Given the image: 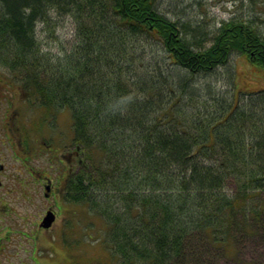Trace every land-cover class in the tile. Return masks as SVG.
I'll return each mask as SVG.
<instances>
[{
	"label": "trees",
	"instance_id": "trees-1",
	"mask_svg": "<svg viewBox=\"0 0 264 264\" xmlns=\"http://www.w3.org/2000/svg\"><path fill=\"white\" fill-rule=\"evenodd\" d=\"M53 13L75 22L74 44L54 58L37 36ZM183 26L156 0H0V64L15 69L25 103L70 110L72 140L87 152L88 167L65 178L63 197L103 222L101 242L115 260L100 264H201L190 241L214 238L264 189V113L235 103L200 121L187 111L198 96L193 75L231 51L264 69V38L228 20L201 47ZM142 37L160 41L162 61L147 56ZM250 99L264 108V90ZM229 176L234 196L222 191ZM63 238L67 246L64 230Z\"/></svg>",
	"mask_w": 264,
	"mask_h": 264
},
{
	"label": "rangeland",
	"instance_id": "rangeland-1",
	"mask_svg": "<svg viewBox=\"0 0 264 264\" xmlns=\"http://www.w3.org/2000/svg\"><path fill=\"white\" fill-rule=\"evenodd\" d=\"M156 5L168 18L186 24V27L183 26L184 34L189 36L190 31V36L194 40L198 39V45H202L201 47H208L211 44V33H215L222 22L228 20L248 23L264 38V0H156ZM52 16L51 26L38 25L37 36L40 50L49 51L54 58L74 44L75 22L68 14L53 13ZM140 45L144 47L148 57L162 61L165 51L158 39L142 37ZM190 83L198 95L188 99L187 111L193 113V119L201 121L218 115L225 107L229 108L235 103L244 106L248 113H264V108L258 101L250 99L251 95L256 98L257 93L264 90V69L250 64L237 50L231 51L225 63L213 67L210 71L195 73ZM23 97L15 69L10 70L0 64V120L8 123V127H11L12 122L14 124L11 130L2 125V131L5 127L8 137L7 145H2L3 149L0 151V162L5 165L0 175L3 182L0 198V225H3L0 246L3 250L0 253V264H53L49 263L52 256L44 260L41 258L43 253L49 252L53 257L61 258L56 264H66L68 259L83 263L93 262L92 264L105 262L106 258L115 260L110 258L106 251L109 250V244L105 245L103 242L104 246L102 245L101 240H104L106 232L103 222L96 214L88 213L85 206L68 205L63 199L61 189L57 192L53 186L51 190L54 196L47 200L43 186L33 182L38 180L36 171L50 172L54 182L62 169L67 172L76 171L79 167H88L87 152L81 151L80 154V150L71 141L70 110L63 108L39 125L37 120L41 118H38L45 114L41 112V108H34L37 106L34 102L28 107L20 103L19 100ZM21 112L22 120L19 118ZM257 123L259 124L258 121ZM44 135H47V138H43ZM20 136L28 140H31V137H39L46 143L50 138L52 140L51 148L55 153L42 151L45 150L43 145L35 142L32 152H42L31 155L29 165L32 167V178L29 170L25 166L21 169L20 162H17V156L21 155L15 143ZM245 138L250 139L249 134H245ZM0 140L4 139L0 137ZM13 149L16 151L11 152ZM210 163L214 164V161ZM18 171L24 179L23 182ZM55 186L58 188L62 185L57 183ZM238 188V182L233 176H229L224 181L222 191L234 196ZM51 206L57 211V219L51 230L45 232L38 227V222L45 209ZM245 208L244 216L240 212L233 214L231 225L215 231L214 238L207 239L199 235L190 241V248L194 247L193 252L200 257L199 263L264 264V189L254 192L248 199L245 198ZM60 229L65 231L75 245L67 238L69 244H64ZM83 237L84 241L81 242ZM105 240L107 242L106 236ZM183 252L186 255V250ZM70 255L73 256L72 259ZM191 255L192 253L187 251L186 259H191ZM34 258H38L40 263H35ZM47 259L50 260L47 262Z\"/></svg>",
	"mask_w": 264,
	"mask_h": 264
},
{
	"label": "flooded vegetation",
	"instance_id": "flooded-vegetation-1",
	"mask_svg": "<svg viewBox=\"0 0 264 264\" xmlns=\"http://www.w3.org/2000/svg\"><path fill=\"white\" fill-rule=\"evenodd\" d=\"M6 125V124H5ZM7 126V125H6ZM6 129H4L3 131H2V124H0V132H1V135H0V137H4V136H6ZM4 139V138H3ZM2 145H5V140H0V151L3 149L2 148ZM19 152H21L23 155H24V159H26V162L28 161V157L29 156H31V153H32V151H31V148L29 147H20L19 148ZM23 163H25V162H22V164ZM2 174V170L0 171V175ZM37 175H38V180H36L39 184H42V185H44L45 187H48V192L46 193V195H47V199H49L52 195H54V193H52V191H51V188H52V185H51V183H49L50 181H51V179H50V175L49 174H47V175H45V174H42L41 173V171H39L38 173H37ZM44 178V179H43ZM1 187H2V180L0 179V198H2V194H1ZM0 202H1V200H0ZM1 205V204H0ZM1 215V214H0ZM1 226L2 225H0V229H1ZM2 243V238H1V236H0V244ZM2 252V248H1V246H0V253Z\"/></svg>",
	"mask_w": 264,
	"mask_h": 264
},
{
	"label": "water",
	"instance_id": "water-1",
	"mask_svg": "<svg viewBox=\"0 0 264 264\" xmlns=\"http://www.w3.org/2000/svg\"><path fill=\"white\" fill-rule=\"evenodd\" d=\"M53 220H54V213L49 210L46 212L45 216L43 217L41 225L44 227H48L51 225Z\"/></svg>",
	"mask_w": 264,
	"mask_h": 264
}]
</instances>
